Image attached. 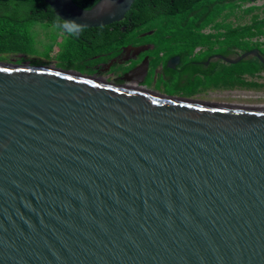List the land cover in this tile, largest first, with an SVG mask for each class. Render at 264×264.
Instances as JSON below:
<instances>
[{"label":"water","instance_id":"water-1","mask_svg":"<svg viewBox=\"0 0 264 264\" xmlns=\"http://www.w3.org/2000/svg\"><path fill=\"white\" fill-rule=\"evenodd\" d=\"M44 1L87 29L134 2ZM148 62L123 79L141 87ZM0 65V264H264V103Z\"/></svg>","mask_w":264,"mask_h":264},{"label":"trees","instance_id":"trees-1","mask_svg":"<svg viewBox=\"0 0 264 264\" xmlns=\"http://www.w3.org/2000/svg\"><path fill=\"white\" fill-rule=\"evenodd\" d=\"M72 1L80 9L89 10L99 0ZM235 2L236 0H134L122 21L101 28H85L77 37L67 35L64 47L75 51L78 60L87 63L92 57H97L94 65H100L115 59L124 47L151 44L153 49L144 53L149 57L148 77L153 82L154 74L157 75L154 88L166 96L191 98L209 88L245 86L247 83L234 76L257 71L258 67L254 65L256 60H242L233 65L215 62L207 68L194 65L195 62L206 59H199L194 54V49L207 43V39L211 37L195 31L213 23L225 10L232 12ZM252 10L253 8H248L244 12ZM262 10L264 11V6ZM256 19L257 16H253L252 23L242 27L229 29L224 26L228 31L225 39L236 43L239 38L264 35V21L260 24L256 23ZM58 20L44 0H0V55L33 51L29 29L37 23L54 27ZM173 56L180 57L176 71L167 68V62ZM158 67L160 72L157 74L155 71ZM148 93L162 96L154 92Z\"/></svg>","mask_w":264,"mask_h":264},{"label":"rangeland","instance_id":"rangeland-1","mask_svg":"<svg viewBox=\"0 0 264 264\" xmlns=\"http://www.w3.org/2000/svg\"><path fill=\"white\" fill-rule=\"evenodd\" d=\"M232 2V1H231ZM230 2V4H232ZM264 0H236L234 9L232 12L225 10L215 18L213 23L208 24L203 29L205 32L211 30H218L225 27L236 28L252 23V17L257 16L256 23H263ZM248 8H253L251 12H244ZM225 26V27H224ZM29 37L31 39L34 50L26 51L24 53H11L0 55V63L7 65H20L26 67H45L48 71L58 73L52 70H64L73 71L83 76H95V78L89 79L91 82L101 85L115 84V79L118 78L120 69L134 65L141 62L143 58L149 57L144 55L151 49V45L145 46H129L121 49L120 54L109 61L106 64L94 65L97 61V57L91 58L88 63L82 60H78V56L75 51L64 47V42L67 38V34L64 31L58 30L55 27L47 26L42 23H37L29 29ZM264 39V37H263ZM144 47V48H143ZM149 64V62H148ZM10 67H0V69H9ZM13 68V67H12ZM159 68L156 69V73H159ZM72 78H80L79 76L68 75ZM123 76L121 77V79ZM156 75L154 74V79ZM127 83V82H126ZM154 83L150 82L149 77L146 78L143 85L146 88H136L131 86L132 83H128L125 87L127 90H133L141 93L154 92L159 95H164L154 88ZM135 89V90H134ZM143 92V93H142ZM165 96V95H164ZM148 97V96H147ZM175 97V96H174ZM178 97V96H176ZM152 98V97H150ZM182 98V97H179ZM187 100H193L196 102L205 101H223V102H240V103H264V73L261 77L260 83L247 82L245 86L235 85L231 88L220 89H205L200 93L186 98Z\"/></svg>","mask_w":264,"mask_h":264},{"label":"flooded vegetation","instance_id":"flooded-vegetation-1","mask_svg":"<svg viewBox=\"0 0 264 264\" xmlns=\"http://www.w3.org/2000/svg\"><path fill=\"white\" fill-rule=\"evenodd\" d=\"M204 30L205 29L201 28L199 30H196L195 32L199 33L203 36H211V37L209 39H207V43L199 45L198 47H196L194 49V54L197 55L199 59L204 58V57L206 59L204 61L195 62L194 63L195 67L203 66V67L207 68L209 65H211L215 62H220V64H222V65H232V64H229L228 62H226L225 60H227V59L228 60H236L240 56L248 54L242 60H244V61L256 60L254 62V65H256L258 67V70L253 72V73L246 72V73L238 74L234 77L237 79H240L244 83H247V82L260 83L261 77L264 73V64L259 60L258 56L261 57L262 59H264V39H263L264 35H259V36H255V37L239 38L237 40V42L234 43L233 41L230 42V41H227L225 39L224 36L228 32L227 29L220 28L218 30H212L214 32H211V30H209L208 32H205ZM216 36H218V37L216 38ZM147 45H151V44H147ZM142 46H145V45H142ZM151 49H153L152 45H151ZM222 53H227V55H223ZM173 57H179V56H173ZM139 64H140V62H138L134 65H128V66L120 69L119 75H121V76H119L118 78L115 79V84L116 85H127L128 83H130L129 81L124 80L123 78L121 79V77L122 76L124 77V75L128 71H130L131 69H133L134 67H136ZM179 64H180V62H179ZM179 64L175 65L173 69H169V70L176 71ZM158 68L160 69V67H158ZM149 70H150V66H148V71H147V75L144 79V82L149 75ZM159 72H160V70H159ZM155 80H156V78L154 79V81ZM143 83L141 85L139 84V86H141L142 88L143 87L146 88L143 85ZM132 85H134V84H132Z\"/></svg>","mask_w":264,"mask_h":264},{"label":"clouds","instance_id":"clouds-1","mask_svg":"<svg viewBox=\"0 0 264 264\" xmlns=\"http://www.w3.org/2000/svg\"><path fill=\"white\" fill-rule=\"evenodd\" d=\"M54 27L64 31L69 37H77L84 31L86 25L79 24L75 20L65 21L61 18L55 23Z\"/></svg>","mask_w":264,"mask_h":264},{"label":"bare ground","instance_id":"bare-ground-1","mask_svg":"<svg viewBox=\"0 0 264 264\" xmlns=\"http://www.w3.org/2000/svg\"><path fill=\"white\" fill-rule=\"evenodd\" d=\"M0 67H6V66H3V65H0ZM52 71H56V70H52ZM57 72V71H56ZM68 75H74V76H78V75H76V74H69L68 73ZM132 84H134V85H132V86H134L135 88H137V86H136V84L135 83H132ZM133 91V90H132ZM138 91V90H137ZM140 92V91H139ZM143 93V92H142ZM144 94V96H148V98H150V97H152V98H150V99H153V100H155V101H171V102H181V101H178L177 99H166V98H163L162 96H158V95H154V94H151V93H143ZM182 103H186V102H182Z\"/></svg>","mask_w":264,"mask_h":264}]
</instances>
